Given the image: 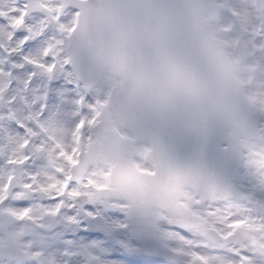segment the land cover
I'll use <instances>...</instances> for the list:
<instances>
[{
  "label": "water",
  "instance_id": "obj_1",
  "mask_svg": "<svg viewBox=\"0 0 264 264\" xmlns=\"http://www.w3.org/2000/svg\"><path fill=\"white\" fill-rule=\"evenodd\" d=\"M69 3L80 11L74 32L64 38L75 75L87 89L108 76L120 79L108 104L100 105L101 123L92 128L75 175L82 179L89 167L110 162L109 186L95 189L94 198L126 202L144 253L173 264L155 212L174 213L173 223L184 224L180 199L186 188L201 199L235 195L227 190L241 167L233 160L250 151L257 133L253 106L202 19L206 0ZM258 3L264 8V0ZM113 119L134 141L119 134ZM136 143L150 147L154 174L134 164Z\"/></svg>",
  "mask_w": 264,
  "mask_h": 264
},
{
  "label": "snow or ice",
  "instance_id": "obj_2",
  "mask_svg": "<svg viewBox=\"0 0 264 264\" xmlns=\"http://www.w3.org/2000/svg\"><path fill=\"white\" fill-rule=\"evenodd\" d=\"M58 7L57 0H6L0 5V207L10 205L18 215L39 208L43 214L32 222L45 236L54 223L76 224L83 217L103 224L109 214L121 217L114 223L119 230L128 231L129 212L116 201L89 198L84 188L87 179L77 178L78 165L66 159L76 149L77 132L80 141L84 140L88 126L84 116L89 111L87 106L95 101L85 89L71 91L79 86L72 83L74 63L63 50L62 41L67 31L63 26L76 10L71 3L60 12ZM66 83L68 92L64 91ZM60 122L70 125L68 140L55 131ZM248 159L241 154L233 162L241 166V175L246 173L253 191L239 190L231 183L227 190L240 192L264 214V169L250 165ZM197 199L201 203L196 207L203 214L222 211L226 205L223 199L208 194ZM24 202L25 206H19ZM236 222V217L229 216L218 226L221 235ZM157 233L172 245L173 264H199L191 254L203 255L199 246L188 248L169 242L167 234L193 239L183 223H164L163 231ZM224 242L225 248L214 254L227 256L234 264H264V250L246 242L236 243L235 236ZM25 264L36 261L29 259ZM84 264L104 261L100 256H88Z\"/></svg>",
  "mask_w": 264,
  "mask_h": 264
},
{
  "label": "rangeland",
  "instance_id": "obj_3",
  "mask_svg": "<svg viewBox=\"0 0 264 264\" xmlns=\"http://www.w3.org/2000/svg\"><path fill=\"white\" fill-rule=\"evenodd\" d=\"M3 1L6 2V0H0V5L4 4ZM215 4L216 6L214 8V12L212 14H209V16H212V18L214 19L215 29L217 32L216 34L218 35L217 37L222 43L225 44L226 50L231 55H233L232 45L234 42V34H232V32L229 31V29H231V25L225 19H223L224 23H221L222 21H218L217 23V20H218L217 18H221L220 17L221 5L219 4V0H215ZM233 4H234V8L239 11V13L242 15L244 19L246 46L249 50V54L251 55V60L248 64L249 66L245 70L244 68L242 69L241 76L244 80H246L248 77L249 71L252 72L253 70H257L256 72H259V74L255 73L254 75L255 77H253L252 81H255L259 85L260 90H261V97L256 98V100L259 102V110H260V108L263 107L264 97L262 95H264V89H263L264 78L262 77L260 78L259 75L260 76L264 75V72L260 71V70L264 71V69L263 67H260L261 62L259 61V57H260V52L262 50L261 44L263 42V37H264V35H262L261 33L264 31L260 29V27H258V24L256 23V20L254 19V15H252L251 2L249 0H233ZM72 17H73V14H72ZM72 22H73V18H71L68 24L64 26L69 28ZM109 86L110 85L108 84L106 85V88L97 89L90 93L95 103L87 106L89 111L84 116V121L87 122V125H88L85 130V138H84L85 143L88 142L91 126L99 121V112L96 109V102L97 101L102 102V103L106 102L108 91H109ZM69 87L70 86L66 83L64 86V91L68 92ZM81 90H83V88H81ZM71 91L72 93H74V91L76 90L73 88L71 89ZM55 131L57 135H59L61 139L63 140H68L71 136V128L67 122H60L55 128ZM78 135L79 133L77 132L75 136V140L78 139ZM253 144H254V154L256 157L253 158V160L248 163L256 167L257 169H264V145H263L264 144V131L259 132ZM144 149L145 147H139L137 158H136V161L141 167H144V162H145ZM245 176H246V173L244 175H241L240 181L238 183V187L242 191L249 192L248 190L249 187L245 185V183L247 182V179L245 178ZM86 179H87V182H92L93 184H95V186H100V187L106 186L108 183V167L100 166V167H97L96 170H90V172L86 176ZM250 186H252L251 182H250ZM189 197L192 198V195L189 194ZM189 205L196 215V220L193 222L192 228H191L192 234H194L193 239L192 240H183V238L177 239L173 234H167L169 242H175L179 246L188 247V248H195L197 246H200L199 245L200 244L199 235L201 232L209 229L210 223L211 224L218 223L219 225L222 219L227 220V215L228 217L229 216L236 217L238 221L239 220L238 215L241 212L243 214L242 217L245 219V222L248 223L245 227L246 230L248 231V236H249L247 240L248 244L254 245L258 250H261V249L264 250V244L262 242V240H264L263 239L264 238V214L261 213L262 215H261L260 223H257L258 222L257 218H254V222L248 221L247 218L251 216L250 210L252 208L250 207L251 208L250 209L249 206L242 204V201H239L238 204L233 203L230 206H228L229 204L225 205L222 211H218L216 213H209V214H203L196 207L198 204L194 200L190 201ZM234 205L237 206L236 209L231 208V206H234ZM228 208H229L228 210L229 212L227 214L226 213L224 214V211ZM234 210L237 211L238 215L234 214L233 212ZM119 220H120L119 216H113L112 222L108 221V218H106L103 224L91 223L92 226L90 230L93 232H96L97 230H100V229H107L110 233L111 240L114 241L115 245H120L122 247H124V245H128L127 249L128 250L129 248L134 249V251L132 252L135 254V256L143 257L141 253L142 252L141 249L138 246L131 243L132 241L129 238V236L131 235V229H128V231H122L116 227L114 222H118ZM166 221L167 219L163 214L158 215V226L161 232L163 231V225L164 223H166ZM77 224L79 225V228H81L82 222L78 221ZM61 225L64 226L65 224H61V223L52 224L48 228L49 230H51L52 235L50 236V238H47V239H50L52 242L55 238H57L56 240L60 243V245H58V247H54L52 243L47 242V241H45V243L44 241L42 243H40V241L39 243L34 242L33 245H35L36 247L34 246L31 247L32 257L37 256L38 251L41 250L42 252L43 251L45 252V258L47 259V261L52 264L53 262L55 264H65L64 261H68L69 262L68 264H83L84 260L88 256H100L101 259L104 261V264H108V263L123 264L124 263L122 260H119L120 257H116V261L112 260L111 257H109V255L106 253V248H105L106 246L102 244L101 241L99 242L95 240V242H97L98 244L96 245L94 241H90V239L84 236L81 238L82 242L80 241V243H75V241L72 239H66L64 237V234L62 235V230L60 232L58 231V229L54 228V227L62 228L63 226ZM66 225L70 226L69 224H66ZM63 229H66V228H63ZM53 236H55V238ZM118 239H121L122 242L124 240L126 241V243H121ZM85 243H86V246H85ZM165 243L169 245L170 248L172 247V245L169 244L168 242L165 241ZM213 247H214V250L221 249V246H219V244L213 245ZM199 251L203 253L201 257L199 256L200 259L195 256V252H192L191 254L193 258L199 261L200 263H202V259H204L205 262L202 264H206L210 262L212 264H220L218 262L221 258L227 260V257L223 255H217L213 253L210 254L208 252H204L203 249ZM65 253H67V255H65Z\"/></svg>",
  "mask_w": 264,
  "mask_h": 264
},
{
  "label": "flooded vegetation",
  "instance_id": "obj_4",
  "mask_svg": "<svg viewBox=\"0 0 264 264\" xmlns=\"http://www.w3.org/2000/svg\"><path fill=\"white\" fill-rule=\"evenodd\" d=\"M255 157L256 156H253L252 158L248 159V162H251L253 158ZM29 167L31 166L29 165ZM249 184H250V181L245 183L246 186H248ZM238 189L241 190L239 187ZM239 195H240L239 199L232 200V201H226V205L229 204L228 206H230L233 203L238 204L239 201H242V204L249 206V208L250 207L252 208V209L250 208L251 216L247 218L248 221L254 222V218H257L258 219L257 223H260L261 215H262L261 212L257 209L255 205L250 204L247 197L243 196L240 192H239ZM26 204L27 202H24L22 205H19V206H25ZM229 208L224 211V214L225 213L227 214L229 212L228 211ZM231 208L236 209L237 206L234 205V206H231ZM233 212L235 215H238L236 210H234ZM42 214L43 213L39 208H35L31 214H29L28 212H25L23 213V215H18L16 211L11 209L10 205L0 207V246L10 247V249L6 251L5 254L3 255L5 256V258L7 259L10 258V259L6 261L0 257V264H25V261L29 260L27 259V257L32 256L31 247L32 246L36 247L35 245H33L34 242L39 243L40 241V243H42L44 241L43 239L44 237L38 232V230L34 227V224L32 222L34 217L38 218ZM242 215L243 214L240 212V214L238 215L239 220L236 223L231 225V230H228L227 228L224 229L225 234L223 236L221 235V230L218 226L221 224H225L226 220L222 219L219 225L218 223L216 224V230L218 231L222 239H228L230 237L235 236L236 243L246 242L248 244L247 240L249 236H248V231L245 228L248 223L245 222V219L242 217ZM227 218H228V215H227ZM238 228L240 229L238 230ZM262 242L264 244V240H262ZM219 246H221V249H223L225 248L226 245L223 241H221L219 243ZM40 253H41V250L38 251L37 255H39ZM15 260H18V261H15ZM218 263L234 264L233 261L230 260L228 257H227V260L221 258ZM210 264L212 263L210 262Z\"/></svg>",
  "mask_w": 264,
  "mask_h": 264
}]
</instances>
